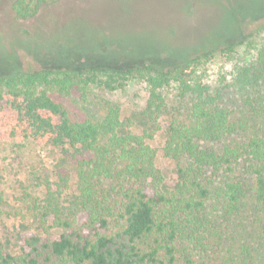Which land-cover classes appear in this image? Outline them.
I'll list each match as a JSON object with an SVG mask.
<instances>
[{"label":"trees","instance_id":"1","mask_svg":"<svg viewBox=\"0 0 264 264\" xmlns=\"http://www.w3.org/2000/svg\"><path fill=\"white\" fill-rule=\"evenodd\" d=\"M44 3L14 0L11 10L16 19L29 20ZM236 45L163 68L149 58L127 68L88 66V57L72 55L75 70L0 77V122L8 141L55 154L71 170L61 183L73 176L76 191L62 198L47 187L43 204L33 207L37 231L19 235L17 255L0 239V264L233 262L218 257L224 232L217 216L239 215L248 197L264 211V138L246 135L245 123L225 106L223 88L192 75L216 52L231 53ZM234 79L245 106L255 116L264 113V44ZM129 80L143 82L148 91L139 112L146 126L141 134L121 119L118 103L101 100V115L85 119L71 117L62 103L93 87L123 89ZM160 121L161 152L175 166L172 183L157 167L150 144Z\"/></svg>","mask_w":264,"mask_h":264},{"label":"rangeland","instance_id":"2","mask_svg":"<svg viewBox=\"0 0 264 264\" xmlns=\"http://www.w3.org/2000/svg\"><path fill=\"white\" fill-rule=\"evenodd\" d=\"M12 1L0 0V77L43 68L75 70L72 55L88 57V66L127 68L149 58L163 68L241 43L231 53L216 52L192 77L223 88L225 106L245 123L246 135L257 133L264 138V113L255 116L245 106L234 79L264 44V0H45L29 20L15 18ZM90 89L88 95L75 92L62 100L71 117H97L102 113L101 100L111 101L121 106V119L132 122L133 133L143 132L146 126L139 112L148 98L143 82L129 80L115 91ZM164 131L160 121L150 144L157 151V167L172 183L175 166L161 152ZM18 143L23 145L19 140L8 141L6 126L0 122V239L13 255L19 253V235L37 231L31 219L33 207L43 204L47 187L60 191L62 198L76 194L73 176L66 186L60 180L71 173L70 167L38 146ZM217 218L224 232L218 257L233 260H219V264H241L246 259L250 264H264L261 207L248 197L239 215L223 219L218 214ZM79 220L83 221L82 215Z\"/></svg>","mask_w":264,"mask_h":264}]
</instances>
